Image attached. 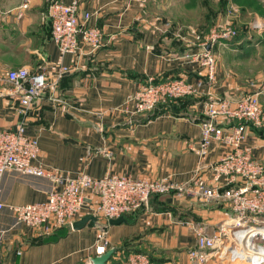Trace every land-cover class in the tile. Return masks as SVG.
I'll use <instances>...</instances> for the list:
<instances>
[{
    "label": "crops",
    "instance_id": "crops-1",
    "mask_svg": "<svg viewBox=\"0 0 264 264\" xmlns=\"http://www.w3.org/2000/svg\"><path fill=\"white\" fill-rule=\"evenodd\" d=\"M49 1L27 0L23 8V0H0V129L14 128L22 119L17 111L19 93L5 75L24 66L30 72H44L48 83L24 121L25 133L36 138L39 146L34 163L69 175L101 177L112 172L169 178L176 183L187 182L196 167L203 165L200 174L206 177V165L229 147L214 141L202 157L190 149L200 138L204 103L213 97L238 99L249 92L246 80H239L226 66L225 49L217 51L220 45L227 48L229 41L213 47L215 81L205 82L196 95L173 101L181 107L180 113L166 111L152 119L148 118L152 112L132 116L120 106L150 77H184L191 82L203 78L198 63L185 56L200 49L203 42L179 48L191 42L178 44L171 34L161 33L163 20L174 21V8L181 0H79V13H91L88 24L101 29L103 43L93 51L80 44L75 53L63 55L50 38ZM60 65L67 71L61 72ZM252 129L242 145L264 163V138ZM51 188L46 177L16 171L3 174L0 264H87L101 225L113 248L126 241L130 252L150 253L173 264H200L188 255L196 248L191 227L209 234L231 215L225 203L203 204L163 194L151 196L131 223L109 225L96 219L99 225L95 221L79 229L64 226L50 233L16 224L9 207L44 201ZM86 214L84 208L77 219ZM202 264L226 263L209 258Z\"/></svg>",
    "mask_w": 264,
    "mask_h": 264
},
{
    "label": "built area",
    "instance_id": "built-area-1",
    "mask_svg": "<svg viewBox=\"0 0 264 264\" xmlns=\"http://www.w3.org/2000/svg\"><path fill=\"white\" fill-rule=\"evenodd\" d=\"M21 6L26 8L27 0H23ZM79 6V0H50L48 3L50 38L62 55L75 53L80 44L93 51L103 43L101 29L88 24L91 13L80 14ZM231 9L236 10L234 6ZM263 26V23L258 24V27ZM236 34V28L229 22L213 26L205 35L201 48L185 55L198 63L203 78L191 82L184 77H150L127 96L120 110L132 116L146 114L158 104L198 94L205 82L215 81L217 59L213 47L225 44ZM59 69L67 71L62 65ZM5 78L19 93L17 111L22 119L14 128L0 129V179L6 171H16L46 177L52 182L44 201L9 207L16 224L41 227L45 233H50L64 226L71 227L84 208L105 224L111 218L146 207L153 195L172 194L203 204L223 202L231 215L213 231L207 234L200 227H191L196 248L188 251L190 259L200 264L209 258L232 264H264V237L257 231L264 230V163L252 155L250 147L242 145L248 129L264 130V109L259 97L262 89L256 87L238 99L213 97L204 103V117L199 121L200 138L190 149L202 157L217 141L228 146L229 151L206 165V177L200 174L203 165H198L187 182L176 183L169 178H135L112 172L101 177L86 173L69 175L34 163L39 146L36 138L25 133L24 121L48 84L46 74L30 72L22 66L8 70ZM87 191L89 196H86ZM105 228L99 226L93 257L111 248ZM243 230L248 233L240 241ZM251 232L254 235L250 236ZM240 249L247 254V259L240 256ZM112 257L119 259V253L114 252ZM112 261L110 259L107 264H113ZM87 264H93L91 257ZM115 264L157 263L146 253L133 251Z\"/></svg>",
    "mask_w": 264,
    "mask_h": 264
},
{
    "label": "rangeland",
    "instance_id": "rangeland-1",
    "mask_svg": "<svg viewBox=\"0 0 264 264\" xmlns=\"http://www.w3.org/2000/svg\"><path fill=\"white\" fill-rule=\"evenodd\" d=\"M174 11V21L164 19L161 33L171 34L178 44L191 42L190 46L179 48L194 47L203 42L213 26L229 22L235 27L240 34L239 40L233 41V45L228 42L227 48L220 45L217 51L221 53V49H225L222 55L226 66L239 80H246L249 92L256 87L264 89V26L258 27L259 23L264 24V0H181ZM99 224L96 221V225ZM123 253L120 252V257Z\"/></svg>",
    "mask_w": 264,
    "mask_h": 264
},
{
    "label": "trees",
    "instance_id": "trees-1",
    "mask_svg": "<svg viewBox=\"0 0 264 264\" xmlns=\"http://www.w3.org/2000/svg\"><path fill=\"white\" fill-rule=\"evenodd\" d=\"M239 37H240V34H239L238 31H237L236 36L233 37V38L229 41V43H230V44H233V41H237V40H239ZM187 97H189V96H186L185 98H187ZM183 98H184V97H183ZM180 99H182V98H180ZM177 100L179 101V99H177ZM156 107H160V108H159V109H156V108H155L156 110H155V109L152 110V111H151L152 113L149 112V113H150V114L148 115V118H149V119H152V118H154V117H156V116H158V115H160V114H162V113H164V112H166V111L172 112L173 114H176V113H178V112H179V113L181 112V107H179V105H177V104L175 105L173 101L168 102V103H166V104H158ZM252 130H253L258 136L264 138V130H263V129H261V128H253ZM155 196H158V195H155ZM217 203H223V202H217ZM164 208L173 211V213H174L175 210H176L174 207H163V209H164ZM141 210H143V207H141V208H139V209H136V210H134V211H132V212L126 213L124 216L126 217L127 222H128V223L133 222V221L135 220V218H136L138 212L141 211ZM120 252H124V253H123V257H120ZM139 252H141V251H139ZM115 253H116V254L119 253V259L126 258L127 255L130 253V248H129L128 243H127L126 241H124L122 245L117 246V247L115 248ZM144 253H146V252H144ZM146 254L150 257V259H151L152 261L156 262L157 264H164V263H167V262H164L163 260H161V259H159V258L154 257V256H153L152 254H150V253H146ZM111 259L113 260V261H112L113 264L117 263L118 260H119V259H113V257H112Z\"/></svg>",
    "mask_w": 264,
    "mask_h": 264
},
{
    "label": "water",
    "instance_id": "water-1",
    "mask_svg": "<svg viewBox=\"0 0 264 264\" xmlns=\"http://www.w3.org/2000/svg\"><path fill=\"white\" fill-rule=\"evenodd\" d=\"M96 221V217L93 216L92 214H86L79 219L75 220L71 227L73 229H79L85 226L88 223H94ZM127 219L124 215H121L116 218H111L108 220L109 225H116V224H121V223H126ZM115 252V248L111 247L109 248L105 253L101 255L94 256L92 258V263L93 264H107V262L111 259L112 255Z\"/></svg>",
    "mask_w": 264,
    "mask_h": 264
},
{
    "label": "bare ground",
    "instance_id": "bare-ground-1",
    "mask_svg": "<svg viewBox=\"0 0 264 264\" xmlns=\"http://www.w3.org/2000/svg\"><path fill=\"white\" fill-rule=\"evenodd\" d=\"M257 231L260 232V234L264 237V230H263V229H259V230H257ZM246 233H248L247 230H243V231L241 232V235H240V241H241V237H242L243 235H245ZM252 235H254V232H251L250 236H252ZM250 239H251V237L248 238V245H250V244H249ZM240 241H239V242H240ZM240 244H241V242H240ZM239 253H240V256H241V257H244V258L247 259V257H246L247 254L244 252L243 249H240V250H239ZM256 258H257V256H256ZM248 260L250 261V259H248Z\"/></svg>",
    "mask_w": 264,
    "mask_h": 264
}]
</instances>
